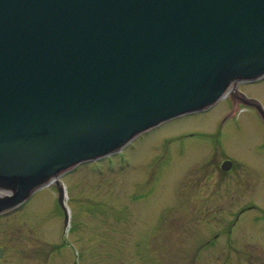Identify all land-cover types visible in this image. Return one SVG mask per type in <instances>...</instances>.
<instances>
[{
	"label": "water",
	"instance_id": "obj_1",
	"mask_svg": "<svg viewBox=\"0 0 264 264\" xmlns=\"http://www.w3.org/2000/svg\"><path fill=\"white\" fill-rule=\"evenodd\" d=\"M262 74L264 0H0V212Z\"/></svg>",
	"mask_w": 264,
	"mask_h": 264
},
{
	"label": "rangeland",
	"instance_id": "obj_2",
	"mask_svg": "<svg viewBox=\"0 0 264 264\" xmlns=\"http://www.w3.org/2000/svg\"><path fill=\"white\" fill-rule=\"evenodd\" d=\"M229 96L62 175L63 207L37 189L0 217V264H264V114Z\"/></svg>",
	"mask_w": 264,
	"mask_h": 264
},
{
	"label": "flooded vegetation",
	"instance_id": "obj_3",
	"mask_svg": "<svg viewBox=\"0 0 264 264\" xmlns=\"http://www.w3.org/2000/svg\"><path fill=\"white\" fill-rule=\"evenodd\" d=\"M239 85H241L240 82H232L228 88V91H227V94L226 96L224 97L225 99H228V96L229 98L231 99L232 102H235L237 101L238 104H243V105H246V106H249L251 107L254 111H261L260 109V105L259 103L256 101V100H253L251 98H249L248 96L244 95L240 90H239ZM237 104V105H238ZM258 108V109H257ZM236 109V105L234 106L233 108V111H235ZM261 113V112H260ZM264 114V113H263ZM224 162H230L231 165L229 166V168H227L226 170H224V168H222V164ZM234 163L232 162V160H229L228 158H225V159H221V161L219 162V165H218V169H221L223 171H232V167H233ZM218 171V170H217ZM220 171V170H219ZM5 195H1V197H4ZM1 259V258H0Z\"/></svg>",
	"mask_w": 264,
	"mask_h": 264
},
{
	"label": "bare ground",
	"instance_id": "obj_4",
	"mask_svg": "<svg viewBox=\"0 0 264 264\" xmlns=\"http://www.w3.org/2000/svg\"><path fill=\"white\" fill-rule=\"evenodd\" d=\"M65 191H66V190H65ZM64 197H65V196H64ZM62 202L64 203V199L62 200ZM63 203H62V205H63ZM62 205H61V206H62Z\"/></svg>",
	"mask_w": 264,
	"mask_h": 264
}]
</instances>
